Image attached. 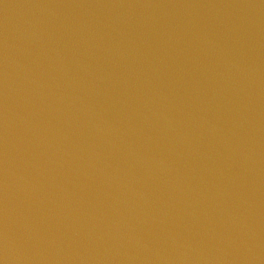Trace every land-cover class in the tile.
Masks as SVG:
<instances>
[{
	"label": "water",
	"instance_id": "95a60500",
	"mask_svg": "<svg viewBox=\"0 0 264 264\" xmlns=\"http://www.w3.org/2000/svg\"><path fill=\"white\" fill-rule=\"evenodd\" d=\"M0 264H264V0H0Z\"/></svg>",
	"mask_w": 264,
	"mask_h": 264
}]
</instances>
